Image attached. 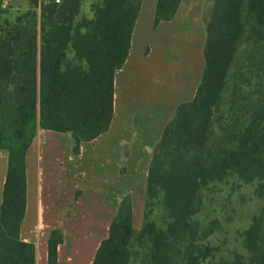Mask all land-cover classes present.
Masks as SVG:
<instances>
[{
  "label": "trees",
  "instance_id": "16d2710c",
  "mask_svg": "<svg viewBox=\"0 0 264 264\" xmlns=\"http://www.w3.org/2000/svg\"><path fill=\"white\" fill-rule=\"evenodd\" d=\"M83 1L31 0L15 17L0 9V148L9 150L0 264H35V245L20 238V227L26 152L38 127L71 133L78 152L83 141L108 131L113 119L115 73L129 55L143 0H103L92 21H77ZM209 1L202 80L155 146L143 226L134 228L127 195L92 264H264V208L243 231L247 254L236 252L232 259H216L217 249L205 241L213 231L201 229L196 218L202 191L230 175L257 182L264 196V0ZM180 2L158 0L154 26L173 19ZM243 42L252 45L249 59L262 72L263 97L215 119ZM62 242L61 230H54L49 264H58Z\"/></svg>",
  "mask_w": 264,
  "mask_h": 264
},
{
  "label": "crops",
  "instance_id": "0c3cea01",
  "mask_svg": "<svg viewBox=\"0 0 264 264\" xmlns=\"http://www.w3.org/2000/svg\"><path fill=\"white\" fill-rule=\"evenodd\" d=\"M158 0H143L124 65L115 73L110 128L75 152L69 132L38 127L26 152V209L20 238L35 245V264H49L59 229L58 264H92L130 195L133 226L144 223L155 146L177 107L195 98L206 65L212 2L181 0L171 20L154 26ZM9 153L0 150V216Z\"/></svg>",
  "mask_w": 264,
  "mask_h": 264
},
{
  "label": "rangeland",
  "instance_id": "374dc122",
  "mask_svg": "<svg viewBox=\"0 0 264 264\" xmlns=\"http://www.w3.org/2000/svg\"><path fill=\"white\" fill-rule=\"evenodd\" d=\"M54 1L39 0L40 3ZM102 2L103 0H84L77 21L82 19L92 21L96 7L102 5ZM30 7L31 0H0V9L9 10L12 17ZM38 12L41 13L40 7ZM83 30L86 31L85 28ZM251 50L252 45L248 42L239 45L230 68L220 109L215 110V119L220 115L230 117L238 105L248 104L263 97L262 72L259 66L249 59ZM73 55L71 52L70 57ZM0 150L9 153L6 148ZM256 186L257 182L247 183L235 175H230L222 181L210 183L202 191V206L196 218L201 229L213 231L205 241L217 249L215 252L217 260L232 259L236 252L247 254L243 245V231L249 227L256 215L263 213L264 208V196L258 195Z\"/></svg>",
  "mask_w": 264,
  "mask_h": 264
},
{
  "label": "built area",
  "instance_id": "2783aa9c",
  "mask_svg": "<svg viewBox=\"0 0 264 264\" xmlns=\"http://www.w3.org/2000/svg\"><path fill=\"white\" fill-rule=\"evenodd\" d=\"M62 0H55V2L60 3Z\"/></svg>",
  "mask_w": 264,
  "mask_h": 264
}]
</instances>
